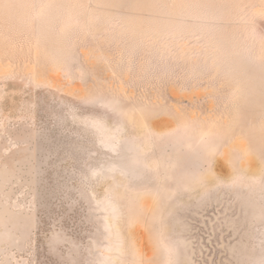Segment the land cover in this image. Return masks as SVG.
Returning <instances> with one entry per match:
<instances>
[{"label":"rangeland","instance_id":"374dc122","mask_svg":"<svg viewBox=\"0 0 264 264\" xmlns=\"http://www.w3.org/2000/svg\"><path fill=\"white\" fill-rule=\"evenodd\" d=\"M0 264H264V0H0Z\"/></svg>","mask_w":264,"mask_h":264}]
</instances>
